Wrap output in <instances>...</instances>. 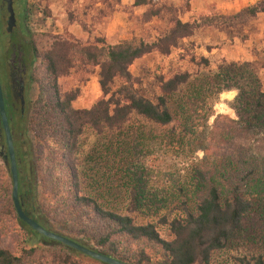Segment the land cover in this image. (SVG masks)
I'll return each instance as SVG.
<instances>
[{
	"label": "trees",
	"instance_id": "16d2710c",
	"mask_svg": "<svg viewBox=\"0 0 264 264\" xmlns=\"http://www.w3.org/2000/svg\"><path fill=\"white\" fill-rule=\"evenodd\" d=\"M173 8L152 5L146 11V20L158 19L153 25L154 36H134L116 45L103 39L98 40L103 43L100 46L57 43L58 48L43 57V78L34 70L32 80L42 83V100L46 102L44 122L55 133L59 152L62 146L75 150L87 131L102 135L100 151L106 158H113L112 164L106 161L104 176L97 178L91 169H79L65 154L57 152L53 159H44L41 153L47 175L62 188L54 210L47 211L36 193V166L25 165V153L15 147L19 196L28 215L50 230L51 225L59 224L71 234L66 236L133 264H210L217 251L238 239H252L250 232L259 227L264 230V155L250 154L230 141L216 156L209 155V148L204 147L202 130L213 115L214 98L229 87L230 72L193 78L188 72L161 76L155 102L135 87L130 71L135 61L154 51L170 55L194 33L193 22L181 21ZM165 11L172 14L169 19ZM242 11L255 17L264 12V0ZM78 54L84 65L99 69L102 96L87 109L73 107L77 91L62 93L56 85L57 79L73 68ZM47 82L51 85L44 89ZM256 102L259 113L253 117L264 124V101ZM150 140H160L166 147L191 156L200 149L207 153L200 159L194 157L190 183H182L177 195L152 185L153 173L145 164L146 143ZM111 173L120 175L117 186L110 180L114 176ZM119 187L127 192L129 211L122 207L121 196H116ZM175 200L177 205L156 220L139 222L132 215L159 204L168 207ZM19 221L38 240L62 244ZM0 264L27 263L0 246ZM240 264H264V259L244 258Z\"/></svg>",
	"mask_w": 264,
	"mask_h": 264
},
{
	"label": "rangeland",
	"instance_id": "374dc122",
	"mask_svg": "<svg viewBox=\"0 0 264 264\" xmlns=\"http://www.w3.org/2000/svg\"><path fill=\"white\" fill-rule=\"evenodd\" d=\"M35 1L38 8L45 7V15L49 16L48 7L54 0ZM256 1L200 0L195 3L193 14H190L189 3L185 0L180 10L181 14L183 12L185 14L184 19L193 22V35L181 41L179 47L170 55H161L154 51L138 59L130 67L135 78V87L154 102L160 94L161 76L169 77L176 72H188L193 78L201 74L225 73L227 70L230 72L229 87L214 98L213 115L210 117L208 127L202 130L206 137L204 147L209 148V155L216 156L226 141L246 149L250 154L264 155V124L253 117L259 113L256 101L260 99L264 101V12L252 17L242 11L245 6ZM96 2L91 0L89 3L93 10L89 12L91 15L98 13ZM60 3L65 11L60 24L53 26L50 24L51 20L46 21L48 25L46 24L44 28L45 32H40L41 36L35 37L39 56L35 72L41 78H43L41 67L43 57L57 49V43H67L69 46L74 44L79 47L103 44L98 42L102 38H98L96 34L92 39L78 38L75 35L78 32L77 28L69 26L68 23L72 20L80 23L86 19V6L81 5L80 0H60ZM165 13L168 19L172 15L167 11ZM176 13L178 15V11ZM148 28V26L139 27L134 34H139L142 30V35L153 36L154 31L145 33ZM131 33L133 30H128V34ZM74 63L68 74H63L57 79L56 85L62 93L77 91L78 97L74 101V107L83 108L90 105V101L99 92L98 88L101 93L100 85L97 90L93 86L94 78L99 79V69L92 65H84L79 54L75 56ZM5 75L6 65L0 49L1 83H4ZM41 85L42 83L33 81L25 135L28 141L27 150L22 151L26 154V160L36 166L35 183L38 186L36 191L38 199L45 204L47 211H53L54 201L62 195V188L56 187L55 182L47 175V168L43 166L40 154L43 153L44 159L47 157L53 159L58 155L59 146L55 133H51L44 122L46 102L42 100ZM50 85L47 82L43 87L45 89ZM103 142L102 135L87 131L80 136L75 150L70 151L62 146L59 154H65L67 160L78 164L79 169L84 171L91 169V173L99 178L104 176L106 161L113 163L112 157L106 158L100 151ZM145 150V164L153 173V187L158 190H168V193L176 195L182 183H190L191 163L194 157L200 159L207 154L200 149L192 156L187 155L181 150L166 147L160 140L147 141ZM2 151L7 153V145L4 134L0 132V246L10 249L17 256H22L27 264H104L83 253L72 251L63 244L38 240L31 230L19 221L12 199L10 163L1 155ZM113 173L111 175L114 176H111L110 180L117 186L120 175ZM117 191L116 196H121L119 199L122 207L129 211L127 192L120 187ZM177 203L178 200H175L168 207L159 204L144 212H133L132 215L139 222L156 220L163 214L169 213ZM51 228L71 236L59 224H53ZM250 235L252 239H238L235 243L217 251L210 264H240V259L247 258L252 261L259 256L264 259L263 227L250 232Z\"/></svg>",
	"mask_w": 264,
	"mask_h": 264
},
{
	"label": "flooded vegetation",
	"instance_id": "af4514ba",
	"mask_svg": "<svg viewBox=\"0 0 264 264\" xmlns=\"http://www.w3.org/2000/svg\"><path fill=\"white\" fill-rule=\"evenodd\" d=\"M37 13L35 0H0V49L6 65V77L1 86L14 145L21 150H27L25 135L32 75L39 57L35 37L45 32L48 17ZM0 125V132L4 134L1 121ZM3 152L6 154L2 151L1 155ZM24 157L25 165L32 163L26 160V154Z\"/></svg>",
	"mask_w": 264,
	"mask_h": 264
},
{
	"label": "crops",
	"instance_id": "0c3cea01",
	"mask_svg": "<svg viewBox=\"0 0 264 264\" xmlns=\"http://www.w3.org/2000/svg\"><path fill=\"white\" fill-rule=\"evenodd\" d=\"M90 1L91 0H80V4H84L86 6L85 11H87V14L85 15L86 19L84 20V22L77 23L72 20V22H69L68 24L71 28H77L78 32L75 33V35L78 38L92 39L94 34H96L98 38H102L109 45H116L134 36H141V33H143L142 30H140L139 34H134V32L139 30L138 28H141L142 26L149 27L145 33L154 31L153 25L157 22L158 19L156 17H152V19L146 20L144 16L148 8L154 4V6L158 7L164 5L172 6L178 11V18L181 21L192 22L190 19H184V12L183 14H181L180 8L183 7V2H185V0H148V2L140 0L139 3L138 0H96L97 2L95 4L98 8L97 15H91V13H89L93 11L91 9L92 6L89 4ZM187 1L189 3L188 13L193 14L194 5L200 0ZM48 8L50 13L48 17H50L49 20H51L50 24H52L53 26H58L62 20L61 18L64 15L63 13L65 12L60 3V0H54V2H52ZM48 22L46 23L47 25ZM130 29L133 30V33H131V35L128 34V30ZM185 39L186 38H184L182 41H184ZM93 82V86L96 87L97 90L98 85H100L99 79L94 78ZM98 91L99 92L96 94V96L90 101V105H86L83 108H76L74 107V100L73 107L76 109L91 108L94 103L102 96V91L100 93L99 88Z\"/></svg>",
	"mask_w": 264,
	"mask_h": 264
},
{
	"label": "water",
	"instance_id": "95a60500",
	"mask_svg": "<svg viewBox=\"0 0 264 264\" xmlns=\"http://www.w3.org/2000/svg\"><path fill=\"white\" fill-rule=\"evenodd\" d=\"M0 121L2 124L4 136L6 140V145H7V153L5 154L3 152L2 155H4V158L10 163V172H11V178H12V184H13L12 199L14 202V207L17 212L18 218L24 221L25 223H27L37 233L45 237H48L50 239H53L55 241H58L67 247H70L80 253H83L103 263L133 264V263H128V262H123L119 259L111 257L110 255L102 253L101 251H96L95 249L85 246L64 234L50 230L46 228L44 225H42L41 223H39L38 221H36L35 219H33L30 215H28L24 211L22 202L19 196V173H18V163L16 159L14 138H13V133H12V129L10 126V120L8 118L7 111H6L1 82H0Z\"/></svg>",
	"mask_w": 264,
	"mask_h": 264
},
{
	"label": "built area",
	"instance_id": "2783aa9c",
	"mask_svg": "<svg viewBox=\"0 0 264 264\" xmlns=\"http://www.w3.org/2000/svg\"><path fill=\"white\" fill-rule=\"evenodd\" d=\"M44 14H45V7H44V6H40V7L38 8V15H39L40 17H43ZM49 18H50V17H47V20H46V21H48ZM45 26H46V25H45ZM44 28H45V27H44Z\"/></svg>",
	"mask_w": 264,
	"mask_h": 264
}]
</instances>
